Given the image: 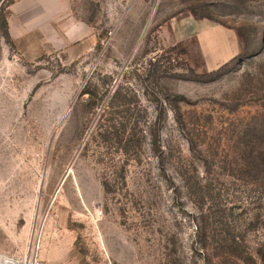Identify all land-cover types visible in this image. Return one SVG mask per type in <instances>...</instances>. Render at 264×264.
Segmentation results:
<instances>
[{"label":"rangeland","instance_id":"1","mask_svg":"<svg viewBox=\"0 0 264 264\" xmlns=\"http://www.w3.org/2000/svg\"><path fill=\"white\" fill-rule=\"evenodd\" d=\"M4 11L0 254L264 264V0Z\"/></svg>","mask_w":264,"mask_h":264},{"label":"trees","instance_id":"2","mask_svg":"<svg viewBox=\"0 0 264 264\" xmlns=\"http://www.w3.org/2000/svg\"><path fill=\"white\" fill-rule=\"evenodd\" d=\"M14 2V0H4L0 6H2L1 10V14H0V28L2 31V35L5 37V39L7 40V42L12 45V39L10 38V33H9V27H8V21L6 18V13H5V8H7L8 6H10L12 3ZM202 17H206V16H202Z\"/></svg>","mask_w":264,"mask_h":264},{"label":"built area","instance_id":"3","mask_svg":"<svg viewBox=\"0 0 264 264\" xmlns=\"http://www.w3.org/2000/svg\"><path fill=\"white\" fill-rule=\"evenodd\" d=\"M0 261L2 264H40L36 259L33 263L26 259V257H19L15 255L0 254Z\"/></svg>","mask_w":264,"mask_h":264},{"label":"crops","instance_id":"4","mask_svg":"<svg viewBox=\"0 0 264 264\" xmlns=\"http://www.w3.org/2000/svg\"><path fill=\"white\" fill-rule=\"evenodd\" d=\"M8 25L9 26L12 25V23L10 22V20L8 21ZM70 27L71 26H69V24L63 25V28H65L66 30L68 29V31L65 34L68 35L69 37H72L75 34L80 33V31L82 30L80 26H75L74 28H70Z\"/></svg>","mask_w":264,"mask_h":264},{"label":"bare ground","instance_id":"5","mask_svg":"<svg viewBox=\"0 0 264 264\" xmlns=\"http://www.w3.org/2000/svg\"><path fill=\"white\" fill-rule=\"evenodd\" d=\"M31 262V261H30Z\"/></svg>","mask_w":264,"mask_h":264}]
</instances>
